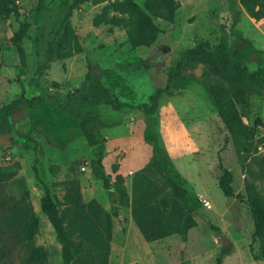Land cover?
I'll return each mask as SVG.
<instances>
[{"label":"rangeland","instance_id":"1","mask_svg":"<svg viewBox=\"0 0 264 264\" xmlns=\"http://www.w3.org/2000/svg\"><path fill=\"white\" fill-rule=\"evenodd\" d=\"M77 1L15 0L30 23L22 41L26 64L21 77L13 46L18 23L13 15L0 12V107L17 98L22 87L26 95L55 94L65 99L69 92L85 86L88 64L92 70H100L96 76L110 93L129 104L121 110L83 101L67 110L53 105L39 109L24 106L9 117V142L0 144V170L13 176L6 179L1 192L11 200L24 196L31 205L39 218L34 244L46 250L47 264H61V252L55 231L41 211L44 185L54 199L61 200L60 182L72 178L79 180L84 202L95 198L109 212H116L109 264H215L218 255L222 256L220 264H264L246 202V173L241 167L245 154L240 137L232 124H224L207 94L210 82L201 78L203 64H185L181 76L172 81L173 92L159 97L154 112L136 108L150 103L156 88L166 83V69L175 65L180 51L190 48V27L181 31L189 40L181 39V48L169 65H154L156 56L162 57V62L169 56L161 44L132 47L124 27L93 24L106 2ZM135 1L148 11V0ZM233 7L230 9L235 19L231 11L227 13L214 23V34L205 41L216 45L225 31L230 46L237 49L236 55L249 70L264 67V18L256 20L245 8ZM66 22L71 23L75 34L68 54L67 47H58ZM203 26L206 28V24ZM194 40L197 43L201 39ZM57 51L66 54L58 56ZM250 52L256 53L255 61L250 59ZM214 83L224 99L222 83ZM235 105L245 124L257 123L256 137H264V91L235 99ZM203 127L206 133L198 134L197 128ZM85 130L95 133L97 143H88ZM100 142L104 144L103 169L109 176V186L103 185L92 169ZM153 148L164 173L200 200L199 208L192 211L196 226L189 229L186 240L172 234L146 242L131 217L130 206L121 204L115 192V176L120 174L131 195L135 173L151 160ZM261 152L262 144L257 148V153ZM224 170L232 173V196L224 195L219 187ZM3 225L0 247L7 248L5 264H20L21 244L6 233V221ZM222 234L228 240L225 245Z\"/></svg>","mask_w":264,"mask_h":264},{"label":"trees","instance_id":"2","mask_svg":"<svg viewBox=\"0 0 264 264\" xmlns=\"http://www.w3.org/2000/svg\"><path fill=\"white\" fill-rule=\"evenodd\" d=\"M82 1L85 0H78L77 4ZM86 1H91L93 4L106 2L101 12L94 17L93 24L97 26L104 23L124 27L127 40L132 47H149L155 43L160 29L155 24L154 18L158 17L168 22L174 20L173 0H148V11H145L135 0ZM239 1L253 18L256 20L264 18V0ZM0 12L13 15L18 23L13 34V46L19 57L18 76L21 77L26 64L22 41L28 33L30 23L27 16L20 12L15 0H0ZM110 12L114 14L110 15ZM73 37L75 34L72 25L66 22L58 47H67L69 49L67 54L70 53ZM236 53L237 49L230 46L229 35L225 31L216 45L211 46L205 40L198 41L178 57L175 65L166 69V83L156 88L155 93L150 97V103L139 104L136 108L149 113L154 112L159 97L170 89L173 80L181 76L185 64H203L205 70L201 78L205 83L210 82L206 86L207 94L224 124L227 127L232 124L237 129L241 150L245 157L249 155L248 161L243 157L241 167L246 173L244 188L254 224V236L260 240L261 255L264 260V189L262 187L264 152L257 153L258 146L261 144L264 146V137H256L257 123L245 124L235 105V99L263 93L264 67L259 66L251 71ZM65 54L57 51L58 56ZM216 81L223 85L226 92L224 99L221 98L222 92L214 88ZM77 101L90 105H109L114 110L129 106L110 93L108 87L93 74L92 65L88 64L85 86L69 92L65 99H60L55 94L26 95L25 88L22 87L21 94L17 98L0 107V132H10L9 117L20 107L39 109L53 105L67 110ZM85 136L89 144L97 143L93 131L85 130ZM103 156L104 144L100 142L95 148L92 169L103 185L109 186V176L103 169ZM35 172L37 175V170ZM12 176V173H4L0 170V237L5 232L3 222L6 221V233L14 242L20 243L23 250L20 264H47L46 250L34 244L39 218L31 205L24 196L11 200L1 192L6 179ZM231 182L232 173L224 170L218 183L226 196L233 195ZM60 184L63 188L62 199H54L49 188L44 185L40 205L60 244L61 264H109L113 217L116 212H109L95 198L84 202L78 179L72 178ZM114 188L120 203L130 206L131 217L146 242L157 241L172 234H179L186 240L189 229L196 226L192 211L199 208V198L164 173L154 148L151 160L135 173L131 195L120 174L115 176ZM5 250H7L6 246L0 247V264H5L3 259L7 254ZM221 257L217 256L215 264H220Z\"/></svg>","mask_w":264,"mask_h":264},{"label":"crops","instance_id":"3","mask_svg":"<svg viewBox=\"0 0 264 264\" xmlns=\"http://www.w3.org/2000/svg\"><path fill=\"white\" fill-rule=\"evenodd\" d=\"M173 2L174 20L172 22L158 17L154 18L155 24L160 29L155 42L161 44L167 50L170 60H173L175 52L181 48V39L189 40L188 35L183 36L181 32L183 29L190 27L191 45L189 47L194 46V37L207 40L212 33L214 34V23L220 22L232 10L230 9L231 5L234 6V10L238 8V5L242 9L245 8L239 0H173ZM231 17L235 19L233 12L231 13ZM159 24H163V26L161 27ZM203 24H206V28H204ZM198 28H201V30L198 31ZM172 31L175 32L174 35H172ZM183 52L180 51L178 54L181 55ZM172 86L173 83L168 90L169 93H172L174 90ZM197 129L199 131L198 134L206 133L204 127Z\"/></svg>","mask_w":264,"mask_h":264},{"label":"water","instance_id":"4","mask_svg":"<svg viewBox=\"0 0 264 264\" xmlns=\"http://www.w3.org/2000/svg\"><path fill=\"white\" fill-rule=\"evenodd\" d=\"M255 56H256V53H255V52H252V53H251V56H250V59L255 61V60H256V59H255ZM169 60H170V56H167V58H164V61H163V62L160 61L159 64H160V65L165 64V65L168 66V65H169ZM201 65H202V63H199V66H201ZM92 72H93L94 75H97L98 72H100V70H98V68H93ZM196 72L199 73V72H200V69L197 68V69H196ZM9 136H10V133H9V132H6V133H1V132H0V144H1V143H6V144H7V143L9 142V141L7 140V138H9ZM221 242H222L224 245L228 243V240L226 239V237H225L224 234L221 235Z\"/></svg>","mask_w":264,"mask_h":264},{"label":"flooded vegetation","instance_id":"5","mask_svg":"<svg viewBox=\"0 0 264 264\" xmlns=\"http://www.w3.org/2000/svg\"><path fill=\"white\" fill-rule=\"evenodd\" d=\"M161 58H162V57H157V56H156V57H155V60L153 61V64H154V65H157V64L161 61Z\"/></svg>","mask_w":264,"mask_h":264},{"label":"built area","instance_id":"6","mask_svg":"<svg viewBox=\"0 0 264 264\" xmlns=\"http://www.w3.org/2000/svg\"><path fill=\"white\" fill-rule=\"evenodd\" d=\"M83 168H85V167L83 166Z\"/></svg>","mask_w":264,"mask_h":264}]
</instances>
